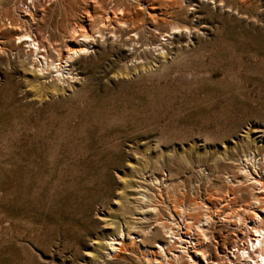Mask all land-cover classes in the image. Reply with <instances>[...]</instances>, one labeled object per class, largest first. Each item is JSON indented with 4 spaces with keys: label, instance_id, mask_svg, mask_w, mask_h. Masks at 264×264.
Returning a JSON list of instances; mask_svg holds the SVG:
<instances>
[{
    "label": "rangeland",
    "instance_id": "rangeland-1",
    "mask_svg": "<svg viewBox=\"0 0 264 264\" xmlns=\"http://www.w3.org/2000/svg\"><path fill=\"white\" fill-rule=\"evenodd\" d=\"M248 171L264 0H0V264H210Z\"/></svg>",
    "mask_w": 264,
    "mask_h": 264
},
{
    "label": "built area",
    "instance_id": "built-area-1",
    "mask_svg": "<svg viewBox=\"0 0 264 264\" xmlns=\"http://www.w3.org/2000/svg\"><path fill=\"white\" fill-rule=\"evenodd\" d=\"M254 224V219H249L248 225L243 227L239 235L235 234L234 241L225 246L221 255L211 260L210 264H264L263 255H260L262 250L257 245L259 234L255 228L258 226H252ZM260 226L264 228V225Z\"/></svg>",
    "mask_w": 264,
    "mask_h": 264
},
{
    "label": "bare ground",
    "instance_id": "bare-ground-1",
    "mask_svg": "<svg viewBox=\"0 0 264 264\" xmlns=\"http://www.w3.org/2000/svg\"><path fill=\"white\" fill-rule=\"evenodd\" d=\"M26 8V7H25ZM32 14V13H31ZM77 29V28H76ZM26 32V31H25ZM24 33V32H23ZM30 34V33H29ZM22 35V34H21ZM27 35V34H26ZM88 35V34H87ZM82 36H83V34H82ZM22 37H25V33H24V36H22ZM35 39V38H34ZM32 44H35L36 45V43L34 42V40L32 41ZM40 46V45H39ZM74 49V48H73ZM84 49V48H83ZM80 54V53H79ZM73 55V54H72ZM71 55V56H72ZM43 68V67H42ZM41 68V69H42ZM45 72V71H44ZM46 83V82H45ZM52 83V82H51ZM43 85H45V84H43ZM51 85V84H50ZM41 87V86H40ZM48 87V86H47ZM58 87V86H57ZM52 88V87H51ZM56 88V87H55ZM57 89V88H56ZM247 178L250 180V183H252V184H254L255 185V188L257 187V191L258 192H261V190H262V192L264 191V182H262V181H260V180H258L257 178H254L253 177V175H252V173H250L249 171H248V174H247ZM257 185V186H256ZM261 209H264V208H261ZM246 210V209H245ZM254 212V215H253V219L256 221V223H257V225L255 224V226H258L257 228H255V230L256 231H258V234H259V236L257 237V240H258V243L259 244H257L260 248H261V250H262V252L260 253V255H263V260H264V229H262L261 227H260V225L263 223L262 221H263V216L259 213V212H257L256 210H254L253 211ZM238 217V216H237ZM239 219V221L241 222V217H239L238 218ZM130 222V221H129ZM209 222V220L208 219H205L204 221H203V225L204 224H207ZM109 224V223H108ZM208 225V224H207ZM241 225V224H240ZM245 225H247V223H245ZM132 226V225H131ZM254 226V227H255ZM202 227V226H201ZM206 227V226H205ZM206 229V228H205ZM121 232V231H120ZM205 233V232H204ZM205 236L206 237H208V235H207V233L205 234ZM191 242V241H190ZM109 245V244H108ZM191 247H195V241H192V243H191ZM200 254H201V256H199V258H201L202 259V257H203V260H204V258H207L206 257V251L204 250H197ZM262 257V256H261ZM205 261V260H204ZM206 261H208V259L206 260ZM208 262H210V261H208Z\"/></svg>",
    "mask_w": 264,
    "mask_h": 264
}]
</instances>
